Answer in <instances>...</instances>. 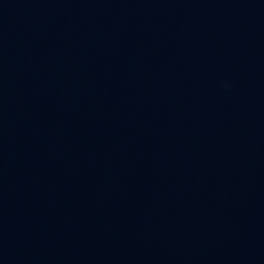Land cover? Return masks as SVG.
<instances>
[{"label": "water", "instance_id": "water-1", "mask_svg": "<svg viewBox=\"0 0 264 264\" xmlns=\"http://www.w3.org/2000/svg\"><path fill=\"white\" fill-rule=\"evenodd\" d=\"M0 264H264V0H0Z\"/></svg>", "mask_w": 264, "mask_h": 264}]
</instances>
